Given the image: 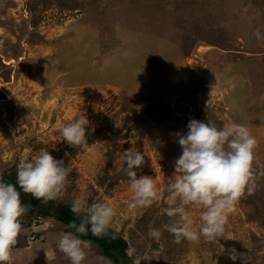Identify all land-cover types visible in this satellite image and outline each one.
Wrapping results in <instances>:
<instances>
[{
  "label": "rangeland",
  "instance_id": "1",
  "mask_svg": "<svg viewBox=\"0 0 264 264\" xmlns=\"http://www.w3.org/2000/svg\"><path fill=\"white\" fill-rule=\"evenodd\" d=\"M264 0H0V178L41 149L72 169L61 201L83 197L116 210L129 244L119 264H264V176L228 215L225 238L179 244L172 199L178 135L195 119L248 127L264 170ZM86 115V148L60 134ZM145 157L160 200L129 209L126 150ZM204 209H191L199 230ZM24 218L22 217V222ZM162 232L159 240L149 229ZM39 233L46 242L28 245ZM63 223L22 227L12 264H71L56 248ZM45 244V245H43ZM84 264H115L86 242ZM47 253V254H46ZM235 255L236 260L231 259Z\"/></svg>",
  "mask_w": 264,
  "mask_h": 264
},
{
  "label": "clouds",
  "instance_id": "2",
  "mask_svg": "<svg viewBox=\"0 0 264 264\" xmlns=\"http://www.w3.org/2000/svg\"><path fill=\"white\" fill-rule=\"evenodd\" d=\"M260 35L257 29L258 39ZM89 124L86 115L79 116L62 127V140L74 148H86ZM188 129L186 135L177 133L182 154L175 162L174 179L167 189L172 199L165 213L169 218L179 219L163 228L174 236L177 244L183 239L198 242L201 236L213 242L225 238L228 215L245 194L255 193L259 177L264 176V170L258 173L254 166L255 150L259 145L248 127L234 122L218 128L192 119ZM121 159L126 165L132 190L129 209L153 206L160 200L154 179L147 175L138 178L134 170L144 164L143 154L129 149ZM258 167L264 169V165ZM71 172L63 160H57L49 151L41 149L18 165L17 184L36 200H57L67 192ZM193 208L204 209L200 214L203 223L199 230L193 227ZM28 209L29 206L22 203L16 185L0 180V264H12V251L22 231V217ZM72 212L80 218L78 225H70L75 232L86 234L90 228L97 237L108 234L116 216V210L108 203L88 204L83 197L72 203ZM149 236L159 240L162 232L150 228ZM86 247V242L73 232L63 233L56 243V248L71 264H84ZM231 259L237 257L232 255Z\"/></svg>",
  "mask_w": 264,
  "mask_h": 264
},
{
  "label": "trees",
  "instance_id": "3",
  "mask_svg": "<svg viewBox=\"0 0 264 264\" xmlns=\"http://www.w3.org/2000/svg\"><path fill=\"white\" fill-rule=\"evenodd\" d=\"M261 36H263L264 39V30L262 29ZM17 168L18 167L15 165L6 168L2 172L0 180L16 185L17 190L21 194L22 203L29 206L27 213L23 216L24 221L22 222V227L27 228L30 226L31 218L34 215L41 216L45 220L53 219L63 223L66 227V232H73L83 241L96 244L100 248L102 254L113 263L119 264L120 258H129V244L127 240L124 239L121 233L111 227L109 228L108 234L101 237L93 235L90 228L86 234L75 232V229L70 225L72 223L78 225L80 223V218L72 212L73 199L66 202L60 199L45 202L43 200L34 199L30 194H25L17 184ZM37 237L38 238L32 245L38 241L46 242L48 240L47 236L41 233H39Z\"/></svg>",
  "mask_w": 264,
  "mask_h": 264
},
{
  "label": "built area",
  "instance_id": "4",
  "mask_svg": "<svg viewBox=\"0 0 264 264\" xmlns=\"http://www.w3.org/2000/svg\"><path fill=\"white\" fill-rule=\"evenodd\" d=\"M44 218H42L41 216H36V215H34V216H32V218H31V225L32 226H38V225H41V224H43L44 223ZM38 237H37V235H32V236H30L29 238H28V240L26 241V243L28 244V245H32V243L37 239ZM22 242V238L20 237V236H18V241H17V244L15 245V247L16 246H18V244H20Z\"/></svg>",
  "mask_w": 264,
  "mask_h": 264
}]
</instances>
